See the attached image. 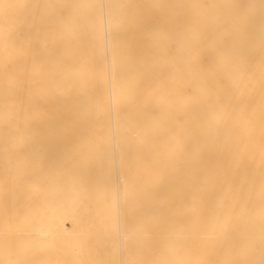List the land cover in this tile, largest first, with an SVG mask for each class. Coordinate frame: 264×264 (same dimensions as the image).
<instances>
[{"label":"snow or ice","instance_id":"1","mask_svg":"<svg viewBox=\"0 0 264 264\" xmlns=\"http://www.w3.org/2000/svg\"><path fill=\"white\" fill-rule=\"evenodd\" d=\"M146 8L155 10L158 18L175 28L162 38L158 25L145 24ZM169 8L196 11L191 16H160ZM21 22L31 23L33 27L45 25L66 46H75L87 37L92 47L103 49L102 64L98 67L95 60H78L73 62L70 72H64L59 69L63 60L58 62L55 71L33 61L36 90L30 91L27 97L15 85L5 64L6 93L14 88L16 105L15 111L6 118L3 133L6 152L8 145L13 149L5 163V184L9 180H26L33 169L45 172L43 162L26 152L31 111L35 108L53 100H65V139L73 138L79 121L92 119L97 128L77 144L78 158L57 171L47 172L57 188L64 177H71L72 194L89 218L82 230L73 233L75 258L71 262L52 258L38 234L17 226L21 219L18 210L13 215L6 198L0 251L7 258L0 260V264H264V0L150 6L135 0L16 3L0 0V40L6 51L13 53L12 59L27 57L23 44L15 39ZM192 25L221 34L225 39L216 49L215 60L241 73L243 86L237 84L238 95L224 102L208 92L200 103L222 114L223 130L217 142L233 156L243 155L247 164L245 178L238 186L228 166L206 178L210 185L227 186V212L217 214L208 223L192 203L185 213L187 223L178 226L167 196L155 191L169 170L180 169L178 138L170 134V147L164 154L162 167L153 183L145 185L128 156L131 141L141 139L136 125L131 121L116 127L110 120L105 123L103 102L93 97L90 89L106 73L110 57L111 96L128 104L136 103L145 85L134 69L130 66L122 84L117 80V69L130 54L129 39L162 46L177 64L187 56L192 63L202 65L206 60L203 42L191 35ZM230 37H239L249 49L259 44L262 59L258 98L253 77L240 64ZM93 165H107L105 187L110 196L103 200H96L83 181L84 171ZM141 195L145 196L143 200L139 199ZM130 202L136 203L138 210L130 220L122 221L120 206Z\"/></svg>","mask_w":264,"mask_h":264},{"label":"bare ground","instance_id":"2","mask_svg":"<svg viewBox=\"0 0 264 264\" xmlns=\"http://www.w3.org/2000/svg\"><path fill=\"white\" fill-rule=\"evenodd\" d=\"M9 2H39V0H9ZM58 2V0H52ZM142 5L156 4H207L227 3L229 0H135ZM245 3L247 0H232ZM194 9H165L160 16L193 15ZM145 24L158 25L161 37H165L175 25H167L158 18L155 10L145 9ZM191 35L202 41V51L206 57L202 65L192 63L185 56L177 64L167 55L162 46H153L149 41L143 43L129 39L130 54L124 58L117 69V80L121 84L127 79L130 66L143 80L145 88L134 104H128L111 96L112 67L109 57L104 75L99 76L90 89L93 97L102 100L106 113L105 123L110 120L116 127L131 121L140 133V141L130 143L129 159L134 170L140 174L145 185L153 183L155 174L161 169L164 154L170 147V134L179 140L177 148L181 159L178 171L169 170L165 180L155 190L167 196L168 203L177 216V224L187 223L185 213L188 206L195 204L200 214L211 223L217 214L228 211L229 191L227 186L210 185L209 175L220 173L228 166L235 176L238 186L245 178L246 158L233 156L217 142L222 134L223 124L219 111H210L200 101L208 92L227 102L239 94L243 86L241 73L231 65H223L215 60L217 47L225 39L221 34L204 31L192 25ZM18 44H23L26 59H12L11 50L6 51L0 40V229H2L3 202L7 198L13 215L20 216L17 226L24 231L39 235L42 243L49 249V255L60 261L71 262L74 256L73 233L83 229L88 216L72 194L71 177H64L59 188L54 186L47 175L61 166L70 165L78 158L77 144L97 128L92 119L77 122L72 139H65L63 119L67 112L65 100H53L31 111V129L26 152L43 162L45 172L33 169L26 180L5 184L4 169L12 146H6L3 133L6 118L15 111L12 90L6 93L5 64L14 78L15 85L27 97L36 90L32 75V64L46 65L57 70L70 72L74 61L95 60L102 64V48H94L87 37L75 46H66L57 40L43 24L33 27L31 23L21 22L15 31ZM240 64L253 77L256 96L259 94L262 53L257 43L247 48L239 37L228 38ZM259 139V127L256 129ZM107 165H93L83 173V181L88 185L96 200H103L110 193L106 190ZM29 185L35 186L30 187ZM7 189L5 191L4 189ZM144 195L139 199L143 200ZM138 210L136 203L121 204L119 215L122 221L130 220ZM26 218V220L24 219ZM98 227V225H97ZM7 257L0 251V260ZM41 259L46 257H40Z\"/></svg>","mask_w":264,"mask_h":264},{"label":"rangeland","instance_id":"3","mask_svg":"<svg viewBox=\"0 0 264 264\" xmlns=\"http://www.w3.org/2000/svg\"><path fill=\"white\" fill-rule=\"evenodd\" d=\"M242 1V0H241ZM173 16V15H172ZM168 17H170V16H168ZM168 25V24H167ZM170 25V24H169ZM172 25V24H171Z\"/></svg>","mask_w":264,"mask_h":264}]
</instances>
